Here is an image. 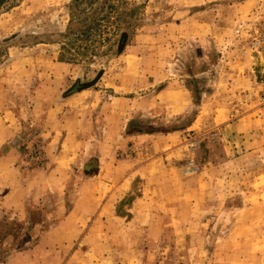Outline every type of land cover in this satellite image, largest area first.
<instances>
[{"label": "rangeland", "instance_id": "obj_1", "mask_svg": "<svg viewBox=\"0 0 264 264\" xmlns=\"http://www.w3.org/2000/svg\"><path fill=\"white\" fill-rule=\"evenodd\" d=\"M104 1L93 3L86 20L76 16L72 21L69 12L74 0H5L0 7V88L12 90L15 107L23 105L27 89L34 88V81L25 85L21 78L27 68L23 58L53 51L42 46L31 51L30 45L62 38L70 48L65 54L75 55L77 44L90 42L77 33L91 26L95 16L105 14ZM258 1H116L119 20L114 21V13L109 16L112 24L101 22V29L108 31L96 42L92 55L69 62L74 69L69 82H63V92L92 81L97 94L104 96L102 102L113 100L115 109L123 105L113 96L110 99L111 89L104 84L116 77L129 81L134 76L140 80L131 92L135 108L126 111L119 124L113 119L116 124L105 128L111 135L106 141L111 154H71L63 163L69 165L66 173L58 154H50L44 137L36 136L40 130L37 119H21L23 126L16 135L0 143V155L10 152V163L21 169L41 170L54 163L57 192L47 195L42 185L37 192L29 191L21 208H0V262L39 244L49 250L53 240L41 239L65 226L64 232L71 231L74 237L66 238L56 255L38 251L44 264H264V145L249 153L242 135L229 125L245 119L254 125L256 134L264 136V57L251 52L246 31ZM83 7L86 0L78 5V9ZM15 32H19L16 37L3 40ZM129 56L137 57L138 66L126 71ZM167 86L185 94L174 111L161 108L165 101L172 103L164 93L158 98L149 96ZM120 93L118 89L116 94ZM95 108L90 126H78L79 139H83L82 130L99 134L104 129ZM222 112L228 120L213 123L215 114ZM57 129L49 143L53 152L63 143ZM50 131L46 130L47 136ZM73 136L74 141L72 136L65 138V148L80 151L88 147L89 143H79ZM165 150L175 154L169 162L179 167L182 176L191 178L193 189L202 177L200 171L210 168L207 185H203L206 200L192 205L191 219L180 210L172 216L152 209L150 222H146L131 211L143 189L137 169ZM129 160L134 165L127 167ZM119 170L122 176L113 185H123L110 198L113 205L102 208L107 191L96 188L95 211L86 214V209L94 208L92 199L77 200L88 195L90 185L106 183L100 180L104 171L116 174ZM30 179L31 175L25 176L23 181ZM67 219L72 221L64 223Z\"/></svg>", "mask_w": 264, "mask_h": 264}, {"label": "crops", "instance_id": "obj_2", "mask_svg": "<svg viewBox=\"0 0 264 264\" xmlns=\"http://www.w3.org/2000/svg\"><path fill=\"white\" fill-rule=\"evenodd\" d=\"M30 46H32L30 49L31 51L32 49H38L40 46L53 49V51L47 54L48 51L44 50V54H28L27 57L23 58L22 65L27 68L22 71L21 78L24 80L25 85H29L34 81V88L32 90L27 89L26 94L29 95L23 105L20 107H15L16 103L10 99L11 97H14L13 93L11 92L12 90L8 88H0V143H5L16 135V133L19 131L18 129L23 126L21 119H28L31 117L37 119L40 125V130L36 136L42 138L44 137L45 140H43L45 145H47V148L49 147V149H51L50 154H58L59 157L57 156V158H61V160L58 162H61V164L65 163V159H70L72 157H70L71 154L89 155L91 157H97V155L94 154H111V147L109 144H107L108 142L106 143V141H109L111 135L107 132H104L107 131L105 128L111 124H116L113 123L114 121L119 124L126 111L134 110V101L136 98L133 97L134 95L131 96V92L136 90L137 85L139 86L140 84V80L138 81V78H135L134 76H132L129 81H124L120 77H116L115 80H111L108 84H104L105 87L111 89L109 90L110 99L113 96L114 100L116 99L123 105V107L115 109L112 108V103H114L113 100L109 103H106V101L102 102V97L104 96L100 95L99 93L97 94L94 86L83 88L66 95L63 92V82L65 80L69 82V78L71 76L70 73H72V69L74 68L68 62L59 61L58 55L60 52L58 48L60 45L58 43H51V41H40ZM136 58L137 57L134 56L127 57L126 71H129L128 69L137 68L138 63H136ZM97 83H100V81ZM97 83L95 85H97ZM118 89H120L122 93L116 94ZM112 92L115 94L113 95ZM23 94L25 93L23 92ZM156 94L151 93L149 96H156L158 98L162 94L165 96V98L168 97L172 99V103L165 101V103H162L161 106L162 109H169L171 111L177 109L178 104H181V101L185 96L182 90H176L172 86H167L165 89L157 91ZM182 96V100H179V98ZM93 106L97 107L95 108ZM94 108L97 112L101 113L97 115L103 120L104 129L99 131V134H94V131L86 133L82 130L83 139H79V134L81 131L80 129H82L83 126H90V120L93 121V118H91L92 115L90 114ZM81 113L86 114V117L81 118ZM59 116L61 119L58 120ZM227 120V115L222 112V114L216 113L212 122L220 125ZM204 123L206 122H203V125H205ZM79 125L80 129L78 128ZM229 125L232 127L233 131H236L238 134L242 135L245 146L247 147L249 153L255 152L264 145V136L261 137L260 135L256 134V132L253 131L255 128L254 125L250 122H247L245 119L233 121ZM55 126L56 128L59 127V129H57L61 135L59 140H61L63 143L61 144L62 147L58 146V150L53 152V145L51 146L49 143H51V139L53 137V130L56 129ZM49 128L51 131L49 136H47L48 134L45 132L46 130L49 131ZM74 134L76 135L77 141L79 143L86 142L89 143V145L92 143L90 147L88 145L87 148H82L80 151H70L69 149L65 148L67 145V142L64 143L65 138L72 136V141H74ZM96 143H99V146L97 145L99 149L94 147L96 146ZM168 147L170 146L168 145L167 148ZM101 148L105 152L102 151ZM156 154L159 155L156 156L154 161L149 163L145 162L137 169L143 189L142 194L132 202L131 211L135 213V217L140 216V218H146V222H150L148 217L151 214L152 209L157 212L164 211V213H171L172 216L178 214L180 210L184 216L188 214L186 218L187 220L191 219L190 208L192 205H202V202L206 200L205 192L203 191V185H207V179L205 177L208 171H210V168L205 167L200 171V175H202V177H200L198 180L196 188L193 189V186H191V178L182 176L179 167L172 165L169 162V160H172L174 157H176L172 151H158ZM66 155H68L67 158L65 157ZM10 157V152L0 155V208L5 209L6 211L21 208L25 204L26 197L29 196V191L33 189L31 191L35 192L36 190H39L42 185V187L45 188V194L47 195L57 192L54 182L58 180L56 175L58 170L55 168L54 163H48L49 166L41 170L21 169L16 167L14 162L10 163ZM63 165L65 166L64 169L66 173V170L69 169V165ZM129 165H134V162L129 160V164L126 166L129 167ZM106 168L107 166L104 169ZM120 171L121 170H119V172L116 174L113 171H109L107 173L104 171V176L101 177L100 180L104 178L103 181L106 183L103 184L105 185H103L101 182H98L97 186L90 185L91 187H88V195H85L82 197V199L80 198L77 200L78 202H82L84 197L86 199L88 198L89 200L90 198L92 199L94 204L92 206L94 208L91 207L86 209V214H93L95 211V201L97 199L96 188L104 187V191H107L105 196L108 197L103 203L102 208H108L113 205V202L110 201V198L113 197L117 190L122 189L123 185V182H121L118 186L113 185L115 184V180L119 182V179L122 176V172ZM58 174L62 175L64 172H59ZM29 175L32 176V180L30 179L29 182H24L23 179L25 176ZM106 186L109 187L106 188ZM149 192H151V194H147ZM194 196H197L199 200L196 199L193 203L192 199ZM77 207H79V203H77ZM68 220L72 221V219H67L64 223H70ZM64 227L65 226L56 231L47 233L41 239V241H45L47 238L53 240V244L49 250H44L41 246L42 244H39L38 246L31 249H24L22 252L17 253L19 255L18 257L16 256L14 258H9L4 262H0V264L46 263L45 259L38 255V251L40 255H45L47 252H51L52 254L56 255L58 254V251H61V249L58 250L57 247L63 245V241L66 238L70 236L72 238L74 237L73 232H64ZM87 237L90 238L89 236ZM43 251H45V253Z\"/></svg>", "mask_w": 264, "mask_h": 264}, {"label": "trees", "instance_id": "obj_3", "mask_svg": "<svg viewBox=\"0 0 264 264\" xmlns=\"http://www.w3.org/2000/svg\"><path fill=\"white\" fill-rule=\"evenodd\" d=\"M96 0H86V7H83L82 9H78V5L80 3H82V0H74V5H70V12H69V15H70V19L73 21V19L76 17V16H80V18H82L83 20H86L88 18V9L92 8V5L93 3L95 2ZM116 1H123V0H105L104 1V4H103V9L106 10L105 14H103L102 16H99V17H94L93 18V24L91 26H88L87 28L83 29V30H80L78 33H77V36L80 37V39L84 40V41H90L89 44H82V45H79L77 44L76 46V52H75V55L74 54H70L69 56H67L65 54L66 51H68L70 48H67V45H66V41H64L61 37V39L59 38H56L55 40L51 41V43H58L60 46H61V51H60V54H59V61H63V62H78L80 61L83 57L85 56H88V55H92V52L94 51L93 48L96 47V42H99L101 41L102 37L101 36L103 34V32L108 31V29H101L102 27V23L101 22H104V23H110L112 24V21L109 20V16H111V14H114L116 13V16L114 17V21H117L119 20L120 18V15L119 13L117 12L118 10V6L116 5ZM80 12H82V16L80 15ZM70 21V20H69ZM71 21V22H72ZM19 32H15L13 33L12 35H9V36H5V38H3V40L5 39H12L13 37H16L18 35ZM48 35H51V34H46V36ZM59 36H63L62 32H59ZM49 39V38H47ZM46 42L48 40H45ZM50 41V40H49ZM38 43V42H37ZM82 47H84L83 49H81ZM101 73H98L97 75V78L100 76ZM92 81L90 83H86L84 85L82 84H76L75 86H72L71 88H68L64 93L67 95V94H71L73 92H76L78 90H81L83 88H86V87H90L91 85H93ZM91 84V85H90Z\"/></svg>", "mask_w": 264, "mask_h": 264}, {"label": "built area", "instance_id": "obj_4", "mask_svg": "<svg viewBox=\"0 0 264 264\" xmlns=\"http://www.w3.org/2000/svg\"><path fill=\"white\" fill-rule=\"evenodd\" d=\"M246 31L251 52L264 57V0L258 1L254 6Z\"/></svg>", "mask_w": 264, "mask_h": 264}, {"label": "water", "instance_id": "obj_5", "mask_svg": "<svg viewBox=\"0 0 264 264\" xmlns=\"http://www.w3.org/2000/svg\"><path fill=\"white\" fill-rule=\"evenodd\" d=\"M4 2L5 0H0V7L3 5Z\"/></svg>", "mask_w": 264, "mask_h": 264}, {"label": "bare ground", "instance_id": "obj_6", "mask_svg": "<svg viewBox=\"0 0 264 264\" xmlns=\"http://www.w3.org/2000/svg\"><path fill=\"white\" fill-rule=\"evenodd\" d=\"M251 216H252V218L256 217V215H253V214Z\"/></svg>", "mask_w": 264, "mask_h": 264}]
</instances>
